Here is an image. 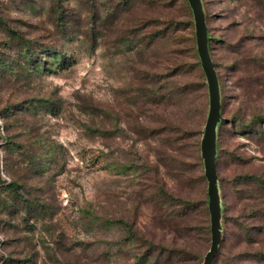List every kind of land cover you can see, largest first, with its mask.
<instances>
[{
  "label": "rangeland",
  "instance_id": "rangeland-1",
  "mask_svg": "<svg viewBox=\"0 0 264 264\" xmlns=\"http://www.w3.org/2000/svg\"><path fill=\"white\" fill-rule=\"evenodd\" d=\"M203 3L223 99V264L248 202L238 176L264 180V0ZM59 15L73 18L72 38ZM48 44L68 69L50 57L44 70ZM197 83L200 94L175 97L178 84ZM208 113L188 0H0V178L19 186L0 193V264H201ZM178 199L191 202L186 217ZM181 249L202 258L178 262Z\"/></svg>",
  "mask_w": 264,
  "mask_h": 264
},
{
  "label": "trees",
  "instance_id": "trees-1",
  "mask_svg": "<svg viewBox=\"0 0 264 264\" xmlns=\"http://www.w3.org/2000/svg\"><path fill=\"white\" fill-rule=\"evenodd\" d=\"M201 2H202L203 10H204L203 0H201ZM191 10H192V8H191ZM192 13H193V10H192ZM204 14H205V19H206L205 10H204ZM193 18H194L195 32H196V22H195L194 13H193ZM72 21H73V18H64V15H59L55 19L56 27L57 28L59 27L61 29L63 28V32L65 33L67 39H69V36H71L70 38H72V34H70V32H67ZM206 24H207V21H206ZM207 32H208V50H209V54L211 57L210 49H211L212 38L210 37L209 31H208V26H207ZM11 33H13V32H11ZM14 36H17L16 32H14ZM196 44H197V36H196ZM197 52H198V46H197ZM44 54L46 56H49V59L44 60V70L45 69L51 70L52 64L50 61H51V58H53V57H54V60H56V59L60 60V63H58L56 66V71H62V70L68 69V67H70V58H68L66 55H63L61 50H59V48L57 46H53L52 44H48L47 46H44ZM198 57H199V53H198ZM199 60L201 62L200 57H199ZM211 60H212V57H211ZM49 62H50V64H48ZM212 63H213V60H212ZM213 65H214V63H213ZM183 66L184 65H181V66L179 65L178 68L180 71L183 68ZM201 66H202V63H201ZM214 68H215V65H214ZM204 74H205V72H204ZM216 74H217V72H216ZM205 77H206V74H205ZM217 77H218V81H219V91H220V104H221L220 114H221V118H220V121H219L217 128H216V138H215V142L213 145L212 152H213L214 167H215L216 174H217L218 190H219V195H220L221 243H220L218 254H217L214 262L216 261L218 255L220 253V248H221L222 243L224 241V226H223L224 223L223 222L229 221L228 216L226 215L228 203L224 199L222 187L220 186L219 175L217 172L219 156L221 153L219 138H220V133H221V126H222L223 119H224L223 118L222 91H221V85H220V80H219L218 74H217ZM206 81H207V78H206ZM194 84L193 85L192 84H182V85L178 84V86L175 90V97H177L180 100V99L186 98L188 96V94H190L191 92H194V91H197L198 94H200L201 88H199V87H201L202 83H201V85L197 83L196 85H198V86H196ZM207 85H208V82H207ZM198 88H199V90H198ZM208 89H209V85H208ZM32 105H34V103H32ZM12 107L11 106L8 107V110H10ZM44 109H46L47 111H49L53 115H58L60 113V108L57 105H54L53 101L49 100L48 98H44ZM21 111L22 110H18V112H21ZM209 111H210V97H209ZM16 115H17V113H16ZM208 116H209V113H208ZM4 117H6L5 114H4ZM258 120L261 121L262 123H264V115L260 116ZM188 133H190V132L188 131ZM191 133L194 134V130ZM204 133H205V129H204ZM204 133H203V136H204ZM0 137H1V135H0ZM202 139H203V137H202ZM6 140H7V143L5 144V146H6V148H8V146H11L13 144V142H12L11 138H9V135L6 138ZM201 142H202V140H201ZM200 144H199V140H195V147H197V150L199 149ZM10 148H8V149H10ZM44 153L47 156L48 155H50V156L54 155V151H53L51 145L44 144ZM201 156H202V152H201ZM9 157H11V156H6V160L8 162L10 159ZM239 161H242V160H239ZM203 164H204V161H203ZM204 168H205V166H204ZM238 182H239V185L242 186V190H241L242 196L241 197L248 202H246L244 204L242 214L235 221V223L238 225L237 231H235V240H234L232 248H230V250L226 253V255H224L222 262H223V264H264V180L257 177L256 175H253L250 173H243V174H240L238 176ZM253 185H256L257 187H259L260 190L253 189L252 188ZM17 189L19 190V186L17 183H15V182H11V183L3 182V181H1V178H0V193L3 191H7V190L12 191V190H17ZM207 198H208V208H209V196ZM177 201L179 203L178 207L179 206L183 207L184 217H186L187 216L186 210L190 209L191 202L189 200H183V199H178ZM180 216H182V214ZM210 229H211V226H210ZM177 255H178V257L182 256L181 259L178 258V262L185 261L184 258L188 257V256L191 258V260H189L191 262L194 261L195 259L199 260L202 258V255L197 254V252H192V251H189L187 249L178 250ZM172 262H174L173 258H169L164 263L172 264ZM203 262H204V260H203ZM214 262H213V264H214ZM140 264H146V262L141 261Z\"/></svg>",
  "mask_w": 264,
  "mask_h": 264
},
{
  "label": "water",
  "instance_id": "water-1",
  "mask_svg": "<svg viewBox=\"0 0 264 264\" xmlns=\"http://www.w3.org/2000/svg\"><path fill=\"white\" fill-rule=\"evenodd\" d=\"M188 1L194 13L198 53L209 85L210 111L205 126V133L201 142V152L205 166V176L208 181L211 247L202 264H213L221 243L220 195L212 152L216 138V128L221 118L220 91L216 70L208 50V32L202 2L201 0Z\"/></svg>",
  "mask_w": 264,
  "mask_h": 264
}]
</instances>
